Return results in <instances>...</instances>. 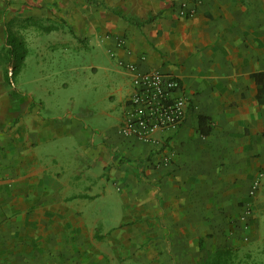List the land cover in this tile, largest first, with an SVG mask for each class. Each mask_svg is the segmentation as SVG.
<instances>
[{
    "label": "crops",
    "instance_id": "1",
    "mask_svg": "<svg viewBox=\"0 0 264 264\" xmlns=\"http://www.w3.org/2000/svg\"><path fill=\"white\" fill-rule=\"evenodd\" d=\"M183 1L0 0V264H206L247 247L264 211V0H200L188 18ZM7 31L27 51L16 74ZM82 48L126 78L97 135L62 112L53 95L70 82L47 72ZM119 63L180 81L177 131L119 134Z\"/></svg>",
    "mask_w": 264,
    "mask_h": 264
},
{
    "label": "rangeland",
    "instance_id": "2",
    "mask_svg": "<svg viewBox=\"0 0 264 264\" xmlns=\"http://www.w3.org/2000/svg\"><path fill=\"white\" fill-rule=\"evenodd\" d=\"M8 34L14 36L17 39V47L19 45L14 71L16 74L23 56L21 54L23 51L26 54L27 51L21 37L11 31H7ZM56 49H58L56 51L58 53L62 47H56ZM3 52L6 53V50L4 49ZM71 53L78 56L75 62H62L57 59L47 64L48 74L55 73L58 76L55 77L56 80L67 79L70 82L69 88H62L60 93L53 96L55 101L59 102L63 113L68 111L80 118L84 125H87L86 128L94 131V135H97L101 130L115 123V118L112 117L117 116L118 109L112 106L108 95L119 85L125 84L126 78L121 74L114 73L116 68L104 52L95 54L88 48H82L80 52L72 51ZM10 94L11 97L18 96L14 91ZM35 96L40 97L42 101L46 100V103L53 102V96L49 97L47 94ZM247 243V247L238 246L236 248L230 264H264V211L256 230L248 238ZM210 257L211 254H207V261Z\"/></svg>",
    "mask_w": 264,
    "mask_h": 264
},
{
    "label": "built area",
    "instance_id": "3",
    "mask_svg": "<svg viewBox=\"0 0 264 264\" xmlns=\"http://www.w3.org/2000/svg\"><path fill=\"white\" fill-rule=\"evenodd\" d=\"M200 3V0L181 2L178 6L179 16H192ZM117 46L123 47L124 41L117 40ZM119 65L131 74V92L125 101L126 111L119 124V134L150 143L153 141L152 135L157 132L177 131L185 121L189 106L180 81L169 73L141 72L133 64ZM163 161L168 162L169 158L165 156ZM259 184L260 176H257L251 194L257 190Z\"/></svg>",
    "mask_w": 264,
    "mask_h": 264
},
{
    "label": "trees",
    "instance_id": "4",
    "mask_svg": "<svg viewBox=\"0 0 264 264\" xmlns=\"http://www.w3.org/2000/svg\"><path fill=\"white\" fill-rule=\"evenodd\" d=\"M88 1V0H87ZM17 39L14 36H11L10 34L7 35L5 40L6 45V54L9 59V64L12 67V73L15 71V62H16V56L18 54L19 45L17 47ZM25 51L22 52L21 56H24ZM22 56V57H23ZM5 79L7 81L10 80V76H5ZM205 117L200 116L199 117V127H202V123L205 121ZM202 133H207V131L202 130ZM233 253L231 249H218L216 250L211 257L208 259L206 264H230V260Z\"/></svg>",
    "mask_w": 264,
    "mask_h": 264
}]
</instances>
